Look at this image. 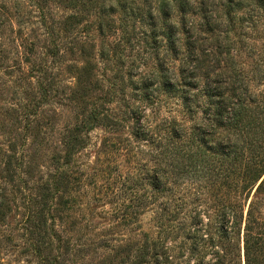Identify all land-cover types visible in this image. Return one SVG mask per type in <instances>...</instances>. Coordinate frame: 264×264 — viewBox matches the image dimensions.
<instances>
[{"label":"trees","instance_id":"16d2710c","mask_svg":"<svg viewBox=\"0 0 264 264\" xmlns=\"http://www.w3.org/2000/svg\"><path fill=\"white\" fill-rule=\"evenodd\" d=\"M135 1L0 0V72L18 71L12 83L20 88L17 101L0 107L7 134L0 140V223L21 211L16 253L33 257L22 264H83L98 248L111 251L110 264H264V91L235 87L231 75L219 79L222 71L183 75L176 84L161 77L163 93H175L189 116L155 124L131 109L110 114L111 92L92 99L105 81L93 72L88 19L98 16L105 37L116 12L154 14L148 0ZM154 1L153 34L173 44L176 26L156 30L175 2L184 33L192 1ZM255 1L264 9V0ZM225 7L228 13L232 0ZM149 87H137L146 102ZM94 129L109 136L85 173L75 164ZM95 216L108 218L113 235L91 225Z\"/></svg>","mask_w":264,"mask_h":264},{"label":"rangeland","instance_id":"374dc122","mask_svg":"<svg viewBox=\"0 0 264 264\" xmlns=\"http://www.w3.org/2000/svg\"><path fill=\"white\" fill-rule=\"evenodd\" d=\"M191 1L190 13L186 18L189 21L183 28L184 33L179 31L183 18L175 2H171V16L167 25L161 28L159 26L156 30V33H164L162 31L166 28L176 26L173 44H169L164 35L153 34L151 23L155 20L159 7V3L154 0H148L153 5L152 16H129L116 12L113 15L116 20L114 28L107 30L105 37L100 36L96 30L98 16L94 14L89 17V31L94 46L91 59L93 72L98 80L105 81L103 91L93 93V101L100 102L101 97L106 98L104 91L111 92L114 94V101L105 105L110 114L120 116L131 109V115L142 119V122L146 119L155 124L165 118L186 121L189 116L175 93H163L158 86L161 77L176 84L183 75H215L222 71L225 74L218 76L219 79L225 80L227 75H231L235 80V87L264 91V9L255 0H232L233 8L227 13V0ZM135 4L134 6H140L141 0H136ZM186 40L191 45L190 49L185 44ZM18 74L15 71L7 76L0 72V107L18 100L15 92L20 88L12 83ZM64 77L74 81L73 74L67 73ZM144 81L150 84L145 92L150 95L148 102L141 98L143 89L137 88ZM177 86L183 91L189 90L181 83ZM201 107V102L193 104L190 115L200 116L198 112ZM66 114L72 115L68 112ZM132 122L133 119L124 122L122 133L126 134L130 130ZM107 136L109 134L100 129L88 133L90 147L77 155L76 167L85 173L91 172L100 141ZM6 137V133L0 132V140ZM103 207L109 208L111 204L104 203ZM20 213V210L15 211L14 208L7 213L4 222L0 223V264H22L26 260L32 262V255L16 253L21 240L16 238L14 227ZM108 222V218L99 216L90 221L92 226L98 227V232L104 230L108 235H113ZM147 225L143 222L141 228L147 229ZM97 231H92L91 235L99 236ZM116 231L118 234L131 233L120 229ZM111 254L108 249L98 248L90 251L80 262L110 264Z\"/></svg>","mask_w":264,"mask_h":264}]
</instances>
